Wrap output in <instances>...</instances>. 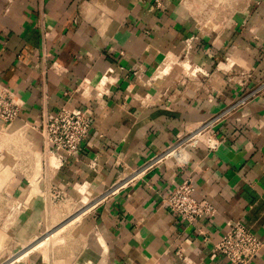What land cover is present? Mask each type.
<instances>
[{
	"label": "crops",
	"instance_id": "crops-1",
	"mask_svg": "<svg viewBox=\"0 0 264 264\" xmlns=\"http://www.w3.org/2000/svg\"><path fill=\"white\" fill-rule=\"evenodd\" d=\"M0 84L23 101L14 127L62 105L94 118L59 167L9 174L11 201L29 187L27 205L1 226L15 232L5 242L28 240L53 191L98 197L81 249L57 262L30 248L8 264H235L214 248L228 222L264 242V0H0ZM219 114L208 125L213 147L150 162ZM185 179L213 203L211 216L189 223L167 207ZM247 264H264V246Z\"/></svg>",
	"mask_w": 264,
	"mask_h": 264
},
{
	"label": "built area",
	"instance_id": "built-area-1",
	"mask_svg": "<svg viewBox=\"0 0 264 264\" xmlns=\"http://www.w3.org/2000/svg\"><path fill=\"white\" fill-rule=\"evenodd\" d=\"M194 39V36L186 39L187 47L191 46ZM83 93L87 97L93 96L88 88H84ZM101 93V91H98L96 97L102 95ZM248 98L249 95L244 96L238 101L239 104L245 103ZM22 106L23 101L10 89L0 84V121L3 122L0 127V135L5 134L13 142L20 141L21 146L25 147L24 160H22L25 169L23 167L19 169H23L26 173L28 171L42 172L43 168L53 170L59 167L66 158L75 156L94 121L92 113H89L86 109L62 105L56 110L44 111L37 125L26 123L20 127H14L15 121L20 117ZM222 117L221 114L214 116L209 124L189 136L179 138L163 153L154 156L150 162H159L165 159L184 161L188 157L189 148L195 147L199 142H205L208 147H213L214 142L210 137L208 125L219 122ZM30 129L40 135L38 142L29 137ZM51 157L55 158L54 163L51 162ZM10 170L12 169L9 168ZM28 187L29 183L26 190L23 191L24 193L15 201H11L9 196H6L7 187L5 190L0 191H5L4 198L6 202L4 205L1 204L2 208L9 211L7 212V223L11 218L10 216L26 204V198L23 203H21V198L26 196ZM195 191V183L191 179H185L174 185L163 200L167 207L176 212L184 221L193 223L198 219L211 216L214 212L213 203L206 198H197ZM51 195L55 199L64 198L60 191H53ZM227 224L225 231L215 241L214 248L219 255L235 264H247L258 255L264 246V242L240 222H228ZM2 225L5 226L6 221L0 223V227ZM9 259L0 264L10 263L11 259Z\"/></svg>",
	"mask_w": 264,
	"mask_h": 264
},
{
	"label": "rangeland",
	"instance_id": "rangeland-1",
	"mask_svg": "<svg viewBox=\"0 0 264 264\" xmlns=\"http://www.w3.org/2000/svg\"><path fill=\"white\" fill-rule=\"evenodd\" d=\"M207 8V11L213 10L212 5H207ZM184 68L189 69V64H185ZM16 123L17 121H15L14 125ZM24 149L25 147L23 148L21 146L20 141L13 142V140L5 134L0 135V191L5 190L6 187L8 188L9 174H11L14 169L22 167L25 169L24 164L22 163V160H24ZM52 159L53 158L51 157V162ZM54 162L55 158L52 163ZM9 168L12 170L9 171ZM40 173L41 171H39V174ZM35 182L36 181H33V184H36ZM2 193H5V191L0 192V204L2 203L4 205L6 200L4 195L2 196ZM25 198L26 196L21 198V203L24 202ZM97 198L98 197L96 196L83 193L80 198L76 199L75 197L55 199L52 195L47 194L45 197L46 211L42 214V219L40 218L39 227L29 229L30 237L27 241L21 242L20 244H16L14 242H8L7 244L5 242L6 239L10 241H12V239H16L13 234L14 230L7 229V227H0V235L2 236L0 237L2 238L0 252L3 257L0 262H5V260L10 257L15 258L18 254H21L30 248L32 249L28 252V255L40 252L43 253L46 258L54 257V261H56L60 255H63L62 257H64V255L68 254L69 251L74 250L76 247L77 250L81 249L79 242H84L85 231L83 233L79 232V227L83 225L88 207ZM25 203L27 205V198ZM2 207L3 206L0 205V208ZM7 214L8 213L6 211H2L0 209V223L3 221H6L7 223ZM17 214V212L13 213L9 219H14ZM50 233L51 235L48 236ZM57 262L54 264L63 263Z\"/></svg>",
	"mask_w": 264,
	"mask_h": 264
},
{
	"label": "bare ground",
	"instance_id": "bare-ground-1",
	"mask_svg": "<svg viewBox=\"0 0 264 264\" xmlns=\"http://www.w3.org/2000/svg\"><path fill=\"white\" fill-rule=\"evenodd\" d=\"M98 85H99V84H98ZM100 85H101V84H100ZM102 87H103V86H102ZM102 89H103V88H102ZM52 158H53V157H52ZM53 161H54V158L52 159V162H53ZM49 235H51V233H50V234H48V236H49Z\"/></svg>",
	"mask_w": 264,
	"mask_h": 264
}]
</instances>
